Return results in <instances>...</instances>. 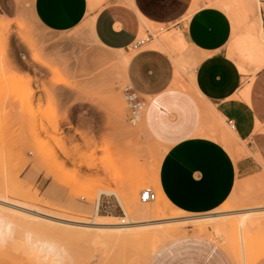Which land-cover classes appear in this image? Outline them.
<instances>
[{"label": "rangeland", "instance_id": "374dc122", "mask_svg": "<svg viewBox=\"0 0 264 264\" xmlns=\"http://www.w3.org/2000/svg\"><path fill=\"white\" fill-rule=\"evenodd\" d=\"M25 1L0 0V264H115V249L112 253L107 246L128 243L125 238L107 237L104 244L99 230L69 225L97 228L94 224L111 225L122 219L130 223L118 199L129 213L131 204H142L144 189L158 195L156 182L165 150L151 136L146 107L139 124L130 121L125 100L129 82L121 63L130 56L97 44L88 28L64 34L43 30ZM215 2L208 5L232 7L233 14L243 18L229 56L245 77L241 96L246 98L251 86L247 80L252 82L264 67V56L259 57L254 42L259 37L256 23L263 26L264 0ZM143 28L150 30L155 45L169 33L162 26ZM147 39L143 34L142 40ZM165 52L179 57L181 70L175 83L183 91L195 92L183 78L194 67L185 60L190 48L166 46ZM17 64L26 72L19 73ZM201 106L203 116L213 121V129L202 135L218 140L235 160L248 156L246 143L225 120L210 105L201 102ZM255 158L263 164L258 155ZM100 191L114 194L102 196L104 205L98 212L115 217L111 221H100L96 205L90 203ZM248 212H253L249 216L253 227H231ZM130 216L132 225L139 227L136 230L175 226L188 239L200 236L215 241L198 229L222 228V236L209 231L233 264H264V171L239 178L231 198L211 213L181 218L160 213L151 219ZM168 240L160 243L149 264L166 245L185 239Z\"/></svg>", "mask_w": 264, "mask_h": 264}, {"label": "crops", "instance_id": "0c3cea01", "mask_svg": "<svg viewBox=\"0 0 264 264\" xmlns=\"http://www.w3.org/2000/svg\"><path fill=\"white\" fill-rule=\"evenodd\" d=\"M215 1H25L43 30L64 34L88 28L97 44L118 55L130 56L127 81L143 104V116L147 108V124L153 140L165 150L157 190L175 208L189 215L219 209L233 195L239 178L264 171V67L253 76L252 82L247 80L251 86L247 97H242L245 77L236 59L229 56L234 33L239 31L235 30L228 9L222 4L208 5L216 4ZM145 24L167 28L166 38L157 41L164 48L154 46L150 30L143 28ZM256 25L260 28V23ZM172 31L175 33L171 34ZM143 34L148 37L147 41L142 40ZM179 36L190 48L185 60L194 64L187 69L188 77L183 78L195 92L178 87L179 82L175 81L179 57L165 52L166 46L178 49L168 38ZM141 41L144 43L137 46ZM17 70L21 74L26 72L21 64H17ZM201 102L210 105L239 140L246 143L248 156L235 160L218 140L202 135L204 130L213 129V121L203 116ZM103 195L114 194L99 196L95 215L113 219L98 213L104 205L101 204ZM118 202L122 206L119 199ZM189 237L166 245L150 264H233L215 242L200 236Z\"/></svg>", "mask_w": 264, "mask_h": 264}, {"label": "bare ground", "instance_id": "6f19581e", "mask_svg": "<svg viewBox=\"0 0 264 264\" xmlns=\"http://www.w3.org/2000/svg\"><path fill=\"white\" fill-rule=\"evenodd\" d=\"M254 1H256V0H254ZM231 8L232 7H229V6L226 7V9H228L229 12L232 14V15L231 14L230 15L233 18L235 30L238 31L240 26L242 25V19L243 18L241 17V18L238 19V17L233 14V10ZM236 12H238V11H236ZM236 12H235V14H236ZM253 33H256V32H253ZM258 34H259V37H257L255 35L257 37V38L255 37L256 41L254 40V38L252 40H254V42L257 43V46L259 47V49L257 48V50L259 51L258 55H259V57L262 58V56H264V33L262 32V28L261 27L259 28ZM248 35H251V33L248 34ZM248 40H250V39H248ZM168 42L169 43L171 42L172 44L177 45L180 49L183 48V47H186V44H185L183 38H181L180 36L179 37H175V38H171V39L168 38ZM252 46H254V44H252ZM155 47H158L160 49L164 48V46H163V44L161 42L156 44ZM261 47H263V48H261ZM246 49L247 48H245V50ZM261 49H263V51ZM257 50H256V52H257ZM253 51H255V50H253ZM108 56H110V55H105V56H103V58L104 57L106 58ZM129 60H130V57L129 58L125 57L123 62H121L126 69H127ZM112 61H114V60H112ZM176 64H177V76H179V74H180L179 72H180L181 68L178 65V62ZM125 80L127 81L126 73H125ZM99 193L101 195V194H110L111 192L100 191ZM158 195H159V201H157L156 204H155V202H153V203H143L142 202V204L140 206H137V207L135 206V204H131L130 208H128L129 213L127 212L126 208L123 207V205H122V207L124 209V212H125V215L127 216V218L130 221V223L126 219H122V220L120 219L121 220L120 222H117V223L115 222L114 224H111V225H107L105 223L94 224L95 226H98L97 228H94V227H82L81 225L80 226L69 225V226L83 228V229H86V230L97 229V230L100 231L99 234H100L101 237H103V238H101L103 240L106 239L107 237L108 238L109 237L125 238L127 240L126 242H128V243L119 242V245H116V246L113 244L115 246V248L112 246V244L107 246L108 249H109L110 246L112 247V248L110 247L111 249H109V250H111L110 252H112V253H113L112 249H115V252L113 253V254H116V256H114L115 259L113 260V261H115V264H145V262H146V264H149V261H150L151 257L157 252V250H158V248L160 246V243L163 242V240H168V239H172V238L173 239L182 238V233L180 231H178V229H176L175 226H173V227L177 231H175L173 229V227H171V228L170 227L169 228H160V229L158 228V229H152V230L145 229V230H141V231L139 229L136 230L135 228H139V227H136V226L132 225L134 223L132 222V219H131L130 215L137 214L141 218H145V219L153 218L156 213H160V214H163V215H166V214L169 215L170 214V215L174 216L175 218L178 217V216H180V218H181L183 216H187L188 215L185 212H182V211H179V210L177 211L175 209V207L159 191H158ZM90 203L92 205H96L95 206V211H97L98 205H99V195H97L95 199H91ZM170 204L172 206H170ZM17 212H20L22 215L24 214V216H25V214H27V213H25L23 211H17ZM252 213L248 212L246 214L247 217L243 218L240 221L239 224H237V223L236 224H232L231 227H234L235 230H238L239 228L244 229V230H249L250 227L254 226L253 224H251L250 219H249V216ZM97 218L100 221H111V220L114 219V218L113 219L99 218L98 216H97ZM209 219H211V218H209ZM202 220H204V219H202ZM168 224H170V223H168ZM216 227H218V226H216ZM133 230H136V231H133ZM209 230L210 231H212V230L214 231V227L213 228H200V229H198V231H199L198 233L200 235H202V236L206 235V234H211L212 238L215 239V241H213V242H215L217 245L221 246L220 242L217 241V238ZM107 231H111V234H108ZM214 233L216 235L217 234H220V235L223 234L222 233V228H217L214 231ZM239 237H240V234H239ZM141 238H143L142 239L143 243H140L137 246H135L137 241H139ZM160 238H161V240H160ZM111 239L112 238H110V240ZM105 241H108V240H104V242ZM211 241H212V239H211ZM239 241H241V240H239ZM109 243H112V242H109ZM109 243L107 242V244H109ZM104 244H106V242ZM108 256H110V254ZM19 257H20V253H19ZM143 260H145V261L143 262ZM113 264H114V262H113Z\"/></svg>", "mask_w": 264, "mask_h": 264}, {"label": "built area", "instance_id": "2783aa9c", "mask_svg": "<svg viewBox=\"0 0 264 264\" xmlns=\"http://www.w3.org/2000/svg\"><path fill=\"white\" fill-rule=\"evenodd\" d=\"M143 43L144 42L141 41L137 46ZM125 100L130 110L131 123L134 125L139 124L143 118V104L138 94L133 91L131 86L125 88ZM140 199L143 203H153L157 201L158 195L154 190L148 188L142 191Z\"/></svg>", "mask_w": 264, "mask_h": 264}]
</instances>
